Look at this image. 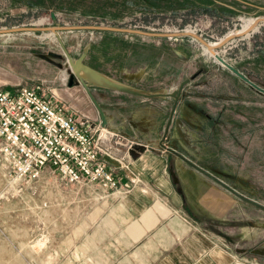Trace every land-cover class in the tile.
<instances>
[{
    "label": "rangeland",
    "instance_id": "1",
    "mask_svg": "<svg viewBox=\"0 0 264 264\" xmlns=\"http://www.w3.org/2000/svg\"><path fill=\"white\" fill-rule=\"evenodd\" d=\"M190 25L195 31L183 32L192 35L175 37L78 28L13 32L38 46L0 47V89L37 85L49 94V88L65 87L71 72L67 57L77 58L86 45L88 64L144 89L172 91L202 70L182 92L171 124L172 143L240 193L264 204V0H56L55 4L0 0V29L107 26L176 34ZM211 47L219 55L212 54ZM141 99L125 101L130 107L127 114L138 109L131 116L145 119L146 114L161 134L174 100ZM59 101L78 113L80 108L69 98ZM53 174L46 168L31 183L16 180L8 157L0 152V264H54L49 232L57 235L58 190L68 185ZM180 174L182 186L192 194V209H202L199 191L210 194L205 200L208 207H216L218 198H224L226 205L233 203L230 197L242 202L212 179L210 185L192 171ZM213 184L225 192L218 196ZM258 213L261 226L264 211ZM233 216H226L228 223L214 219L210 227L222 229L234 241V229L240 230L241 224Z\"/></svg>",
    "mask_w": 264,
    "mask_h": 264
},
{
    "label": "crops",
    "instance_id": "2",
    "mask_svg": "<svg viewBox=\"0 0 264 264\" xmlns=\"http://www.w3.org/2000/svg\"><path fill=\"white\" fill-rule=\"evenodd\" d=\"M19 34L22 33L0 34V47L38 46ZM13 86L7 90L20 88ZM64 86L49 91L54 99L69 98L80 108L78 113L86 114L93 131L100 133V159L118 185L105 189L98 183L65 181L68 186L58 190L57 235L49 232L54 264H264V222L260 226L256 220L263 209L241 199L237 203L234 197H230L231 204L218 198L216 207H208L205 202L210 194L204 195L203 191L197 194L202 209H192V194L185 189L184 194L177 191L170 165L173 163L179 174L192 171L210 185L211 179L159 147L163 131L159 134V126L146 114L145 119L140 118V113V119L132 117L138 112L136 108L127 114L129 106L125 101L134 95L91 87L109 121L110 127H103L94 101L82 84ZM27 87L41 92L37 85ZM150 100L154 99H141ZM171 138L170 129L168 145H174ZM212 186L218 196L225 192L220 186ZM186 202L190 206L186 207ZM231 213L241 224L240 230L234 229V241L228 240L222 229L210 227L214 219L228 223L226 216ZM44 254L47 255L46 248Z\"/></svg>",
    "mask_w": 264,
    "mask_h": 264
},
{
    "label": "built area",
    "instance_id": "3",
    "mask_svg": "<svg viewBox=\"0 0 264 264\" xmlns=\"http://www.w3.org/2000/svg\"><path fill=\"white\" fill-rule=\"evenodd\" d=\"M187 28L194 30L190 25L176 34L192 35L183 32ZM80 115L34 88L0 89V152L10 161L12 178L31 183L48 168L67 183L116 188L99 156L100 133Z\"/></svg>",
    "mask_w": 264,
    "mask_h": 264
},
{
    "label": "water",
    "instance_id": "4",
    "mask_svg": "<svg viewBox=\"0 0 264 264\" xmlns=\"http://www.w3.org/2000/svg\"><path fill=\"white\" fill-rule=\"evenodd\" d=\"M97 29V30H104V31H122L126 33H135L140 34L144 36H177L179 34H160V33H153V32H147L142 30H134V29H127V28H115V27H107V26H78V27H15L10 29H0V34H6V33H13V32H25V31H46L50 30L54 33H58L59 31L63 29ZM89 46L86 45L82 53L77 57L73 58L72 56L67 57V62L69 67L71 68L70 72V78H69V85L72 86L74 83H81L82 86L86 89L88 94L91 96L92 100L94 101V104L97 108V111L99 113L100 122L103 127H110L109 121L106 115V112L102 108V106L96 101V99L93 97V94L91 92V87H98L102 89H108V90H114L119 92L128 93L137 97L142 98H148V99H166V98H172L174 100L173 106L170 110L169 117L167 120V123L164 128L163 136L158 140L159 147L164 149L167 153L171 154L173 157H176L177 159H180L193 169L201 172L202 174L206 175L210 179H212L214 182H216L218 185L232 193L234 196L238 197L242 201H245L247 203H250L252 205H255L259 207L260 209L264 210V204L249 198L245 196L244 194L240 193L238 190L224 182L223 180L219 179L209 171H207L202 166L198 165L196 162L191 160L189 157H187L185 154H183L181 151H179L176 146L174 145H168L166 139L168 138L170 134L171 124L173 122L175 109L177 106V103L181 97V94L185 88V86L191 82L194 78H196L202 70L197 71L195 74H193L190 78L184 79L179 86L172 90L167 91L163 88L156 89V90H150V89H144L137 86H134L130 83L120 81L107 73L91 66L86 62V57L88 53ZM223 60V59H222ZM225 61L223 60L222 63ZM226 63V62H225ZM232 70H234L240 77L244 78L246 81H249L248 78H245L240 72H238L236 69L230 66ZM250 82V81H249ZM251 85L255 86L257 89L263 91L260 89L257 85H254L252 82H250ZM170 174L172 177V181L174 184L178 182V174L176 171L175 165L172 163L170 165ZM178 192L181 193L182 189L181 187H178Z\"/></svg>",
    "mask_w": 264,
    "mask_h": 264
},
{
    "label": "flooded vegetation",
    "instance_id": "5",
    "mask_svg": "<svg viewBox=\"0 0 264 264\" xmlns=\"http://www.w3.org/2000/svg\"><path fill=\"white\" fill-rule=\"evenodd\" d=\"M254 84V83H253ZM255 85V84H254ZM256 88V87H255ZM181 96H182V94H181ZM180 99H181V97H180ZM180 99H179V101H180ZM178 101V102H179ZM177 105H178V103H177ZM176 108H177V106H176ZM176 110V109H175ZM163 133H164V131H163ZM163 136V135H162ZM169 137H170V134H169V136H168V138L166 139V141L167 140H170L169 139ZM178 174V182L176 183V184H174V187L176 188V189H178V187H181V189H182V191H181V193L182 194H184V187L182 186V177H181V174H179V173H177Z\"/></svg>",
    "mask_w": 264,
    "mask_h": 264
},
{
    "label": "bare ground",
    "instance_id": "6",
    "mask_svg": "<svg viewBox=\"0 0 264 264\" xmlns=\"http://www.w3.org/2000/svg\"><path fill=\"white\" fill-rule=\"evenodd\" d=\"M247 27V26H246ZM247 29V28H246ZM186 31H188V30H186ZM190 31V30H189ZM186 33H191V31L190 32H186ZM192 34V33H191ZM193 35H195V34H193ZM196 36V35H195ZM202 42H204L205 44H207L206 43V41H204L203 39H200ZM211 53L212 54H214V55H219L217 52H215L214 50H213V47H211Z\"/></svg>",
    "mask_w": 264,
    "mask_h": 264
},
{
    "label": "trees",
    "instance_id": "7",
    "mask_svg": "<svg viewBox=\"0 0 264 264\" xmlns=\"http://www.w3.org/2000/svg\"><path fill=\"white\" fill-rule=\"evenodd\" d=\"M27 1H28V0H27ZM51 1H52L53 4H55V1H56V0H51Z\"/></svg>",
    "mask_w": 264,
    "mask_h": 264
}]
</instances>
